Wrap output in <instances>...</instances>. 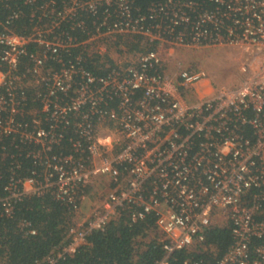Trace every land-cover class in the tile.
<instances>
[{"label":"built area","instance_id":"1","mask_svg":"<svg viewBox=\"0 0 264 264\" xmlns=\"http://www.w3.org/2000/svg\"><path fill=\"white\" fill-rule=\"evenodd\" d=\"M9 1L0 217L47 194L73 213L64 241L35 264L73 257L125 210L132 224L155 216L157 264L180 250L214 258L194 264H264V0ZM226 46L245 53L234 86L170 61L177 49ZM212 227L232 234L220 257Z\"/></svg>","mask_w":264,"mask_h":264},{"label":"trees","instance_id":"2","mask_svg":"<svg viewBox=\"0 0 264 264\" xmlns=\"http://www.w3.org/2000/svg\"><path fill=\"white\" fill-rule=\"evenodd\" d=\"M18 1L10 0L8 3ZM153 1L161 0H136V4L145 7ZM0 12V19L5 20L11 11L1 3ZM22 23L26 25L28 20ZM135 48L141 49L139 46ZM128 211H123L120 219L93 231L88 236V244L73 257L61 260L60 264H157L164 257V251L156 239L150 238V233L156 228L155 216L149 215L145 220L132 224ZM72 214L71 208L49 194L26 197L16 205L13 218L0 217V264H35L44 259L64 241V232ZM23 220L30 223L28 228L36 229L38 233L29 234L28 228L21 230L19 224ZM206 238L208 244L216 246L218 257L232 242L229 228L212 227L208 229ZM201 258L214 260L206 253L180 250L169 258V264H194Z\"/></svg>","mask_w":264,"mask_h":264},{"label":"rangeland","instance_id":"3","mask_svg":"<svg viewBox=\"0 0 264 264\" xmlns=\"http://www.w3.org/2000/svg\"><path fill=\"white\" fill-rule=\"evenodd\" d=\"M244 57L245 53L237 46L202 49L181 48L172 53L170 61L172 65L182 64L186 67L204 69L214 86H234L245 77V73L241 69L245 61ZM96 202L94 196L85 199L76 219L83 221Z\"/></svg>","mask_w":264,"mask_h":264}]
</instances>
